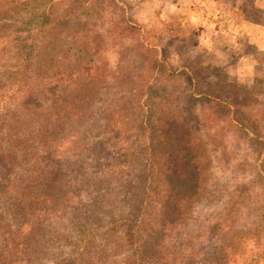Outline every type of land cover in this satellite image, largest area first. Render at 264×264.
<instances>
[{"label":"trees","instance_id":"obj_1","mask_svg":"<svg viewBox=\"0 0 264 264\" xmlns=\"http://www.w3.org/2000/svg\"><path fill=\"white\" fill-rule=\"evenodd\" d=\"M231 1L257 22L252 2ZM124 11L0 1V264H258L264 78L242 85L191 56L173 66ZM232 146L257 155L253 177L192 230Z\"/></svg>","mask_w":264,"mask_h":264},{"label":"rangeland","instance_id":"obj_2","mask_svg":"<svg viewBox=\"0 0 264 264\" xmlns=\"http://www.w3.org/2000/svg\"><path fill=\"white\" fill-rule=\"evenodd\" d=\"M248 2L253 3L257 22L243 19L231 0H120L125 16L141 28L138 37L158 48L173 66L181 63L180 56H191L205 67L221 68L230 79L246 86L255 77L264 78V0H238L237 4L249 6ZM131 41L130 37H124L122 47ZM104 56L114 66L116 47L108 44ZM260 102L264 111V97ZM236 149L232 146L229 148L232 152L227 153L233 164L225 165L223 173L217 169L221 177L216 183L220 193L213 197L208 190L195 204L196 221L189 226L192 230L204 229L208 220L217 215L216 210L224 207L225 187L252 179L257 155L252 152L238 155ZM239 159L241 163H237ZM258 264H264V259Z\"/></svg>","mask_w":264,"mask_h":264}]
</instances>
